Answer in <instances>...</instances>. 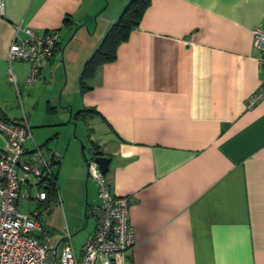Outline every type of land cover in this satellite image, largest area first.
<instances>
[{
    "label": "crops",
    "instance_id": "obj_1",
    "mask_svg": "<svg viewBox=\"0 0 264 264\" xmlns=\"http://www.w3.org/2000/svg\"><path fill=\"white\" fill-rule=\"evenodd\" d=\"M129 1L106 20L109 0L102 10L104 0H2L0 117L24 116L33 143L61 155L41 205L56 202L45 219L57 222L40 236L39 223L36 236L54 245L82 231L72 245L80 254L99 202L85 160L98 155L129 203L135 244L125 264H264V97L246 104L261 78L252 31L264 30V0H150L114 58L74 92L69 75L79 77ZM18 25L58 34L30 86L28 65L6 59ZM81 109L94 112L74 119ZM22 203L23 212L38 206Z\"/></svg>",
    "mask_w": 264,
    "mask_h": 264
},
{
    "label": "built area",
    "instance_id": "obj_2",
    "mask_svg": "<svg viewBox=\"0 0 264 264\" xmlns=\"http://www.w3.org/2000/svg\"><path fill=\"white\" fill-rule=\"evenodd\" d=\"M0 0V13H2ZM23 33L24 36H19ZM253 50L261 70L260 83L246 101L252 107L264 97V30L252 31ZM58 39L57 31L37 33L18 25L9 45L6 59L9 63L28 65L25 86L33 85L53 54ZM9 80L15 76L9 69ZM0 264H125L135 244L134 228L129 221V203L126 197L115 195L95 156L85 160L89 179L95 184L98 206L93 210L95 226L84 240L77 255L70 242L69 232L54 244L39 239V217L54 208L56 202L40 207L55 186L53 167L61 155L46 146L33 143L30 127L23 116L18 122L0 117ZM31 143V144H29ZM25 185V188L23 187ZM37 188L33 195L31 189ZM33 201L38 206L23 212V203Z\"/></svg>",
    "mask_w": 264,
    "mask_h": 264
},
{
    "label": "trees",
    "instance_id": "obj_3",
    "mask_svg": "<svg viewBox=\"0 0 264 264\" xmlns=\"http://www.w3.org/2000/svg\"><path fill=\"white\" fill-rule=\"evenodd\" d=\"M150 0H130L118 20L113 23L103 35L98 48L84 63L79 75V89L81 92L87 89V80L91 78L95 69L102 63L110 61L115 56L117 46L126 39L129 30L138 24L143 11ZM92 109H81L74 114V119L86 120ZM55 186H51L48 192H52Z\"/></svg>",
    "mask_w": 264,
    "mask_h": 264
},
{
    "label": "rangeland",
    "instance_id": "obj_4",
    "mask_svg": "<svg viewBox=\"0 0 264 264\" xmlns=\"http://www.w3.org/2000/svg\"><path fill=\"white\" fill-rule=\"evenodd\" d=\"M110 1V3H109V5L107 6V8L105 7V5H106V0H104V4H103V6H102V8H101V10L102 9H104V7H105V9L103 10V12L101 13V15H103V17H102V19L103 18H105L106 20H107V18H109L113 13H115L116 11H118L119 10V8H121V5L123 4L122 2H121V0H109ZM125 2V1H124ZM123 6V5H122ZM123 8V7H122ZM124 9V8H123ZM105 26V25H107V23L106 24H100L99 26H98V28H97V30H96V33H95V36H94V44L97 42V39H98V37H99V31L101 30V28H102V26ZM94 28H95V21H94V23H93V25H92V27H91V31H93L94 30ZM86 33H88L87 32V30H86ZM90 33V32H89ZM63 38V37H62ZM80 38H82V36H80ZM66 40V39H65ZM86 44L88 45V41H86ZM79 60V59H78ZM69 80H70V85L68 86V87H70L71 85H72V88L74 89V92L76 91V89H77V87H78V83H79V77L76 79V77H75V74H70L69 75ZM71 78H72V80H71ZM17 100L18 99H16V97H15V99H14V101H15V103H17L16 105H18V102H17ZM22 102H23V100H22ZM24 103H25V101H24ZM26 106H27V104H25ZM16 109V108H15ZM20 109V108H19ZM85 132L87 133V135H89V129L86 127V129H85ZM2 146V142H1V140H0V147ZM37 192V188L36 187H33L32 189H31V193L34 195L35 193ZM33 206H35L34 204H33ZM33 206H32V208H33ZM41 207V206H40ZM24 211L25 212H29V209H27V207L24 209ZM50 215V214H49ZM48 215V217L45 219V217H46V215H41L40 217H39V223L42 225V227L40 228V229H38L37 230V234L40 236V235H42L43 233H48V231L47 230H49V229H51V226L52 227H54L55 226V224H56V222L57 221H52L51 220V217ZM73 218H75V219H80V220H82V222L83 221H85L84 220V215H82V214H78V215H76V216H73ZM67 219L69 220V215L67 216ZM75 219H73V221H75ZM54 222V223H53ZM76 222V221H75ZM59 223H60V220H59ZM85 223V222H84ZM61 224V223H60ZM49 228V229H48ZM93 228V223H92V221L89 219L88 220V223H87V226H86V230H91ZM42 229L44 230V232H42ZM50 233V232H49ZM48 233V234H49ZM48 234H43V235H48ZM51 236V235H50ZM82 239V231L80 232H76L75 234H74V236H73V238H72V245H77V244H79L80 243V240ZM45 240L46 241H49L50 240V238H45Z\"/></svg>",
    "mask_w": 264,
    "mask_h": 264
},
{
    "label": "water",
    "instance_id": "obj_5",
    "mask_svg": "<svg viewBox=\"0 0 264 264\" xmlns=\"http://www.w3.org/2000/svg\"><path fill=\"white\" fill-rule=\"evenodd\" d=\"M74 33H75V31L73 32V34ZM94 159L99 164L102 172L106 173L107 168H108V164H109V159L107 157L98 156V155H95Z\"/></svg>",
    "mask_w": 264,
    "mask_h": 264
}]
</instances>
